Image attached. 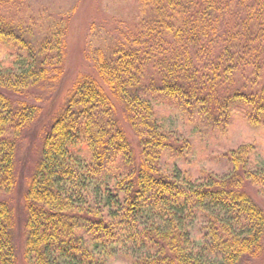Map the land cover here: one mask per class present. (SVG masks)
<instances>
[{"label":"trees","instance_id":"16d2710c","mask_svg":"<svg viewBox=\"0 0 264 264\" xmlns=\"http://www.w3.org/2000/svg\"><path fill=\"white\" fill-rule=\"evenodd\" d=\"M0 0V191L17 183L22 132L40 108L25 92L63 74L70 21L35 33L20 2ZM141 14L93 55L44 131L25 196L31 264H243L264 257V187L255 145L224 154L229 171L193 180L192 150L160 119L171 106L223 132L234 113L264 131V0H139ZM65 19V18H63ZM22 22V23H21ZM88 58H91L87 54ZM125 124L136 139L134 144ZM14 217L0 201V264H17Z\"/></svg>","mask_w":264,"mask_h":264},{"label":"rangeland","instance_id":"374dc122","mask_svg":"<svg viewBox=\"0 0 264 264\" xmlns=\"http://www.w3.org/2000/svg\"><path fill=\"white\" fill-rule=\"evenodd\" d=\"M20 2L17 18L30 26L35 33L45 34L61 20H66L77 8L70 21L68 53L63 74L49 79L25 92L24 98L40 108L39 117L31 123L18 140L16 158L17 183L10 191H0V201H7L12 209L15 227L14 242L17 247V264H31L26 254L27 208L25 196L30 179L40 161L44 131L64 106L68 91L81 75H96L94 53L99 48H109L121 34L139 19V0H15ZM65 18V19H63ZM22 23V22H21ZM9 47L0 43V68L7 60ZM87 54L91 58L87 57ZM161 121L175 130L181 138L190 139L192 150L186 159L178 161L182 174L196 180L201 171L223 176L229 171L224 154L244 143L255 145V161L264 167V131L251 126L243 112L236 111L231 124L223 132H213L197 127L194 120L171 106H162ZM125 127L134 144L136 139L129 125ZM253 194L264 209V187L253 185ZM264 257V256H263ZM109 264H122L121 257L112 258ZM243 264H264L263 259H244Z\"/></svg>","mask_w":264,"mask_h":264}]
</instances>
